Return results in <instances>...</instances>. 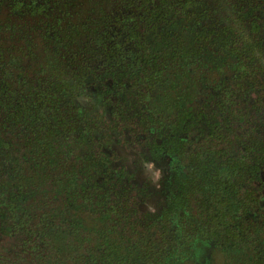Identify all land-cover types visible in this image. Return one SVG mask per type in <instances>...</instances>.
<instances>
[{"label":"trees","instance_id":"16d2710c","mask_svg":"<svg viewBox=\"0 0 264 264\" xmlns=\"http://www.w3.org/2000/svg\"><path fill=\"white\" fill-rule=\"evenodd\" d=\"M0 238V264H264V0H0Z\"/></svg>","mask_w":264,"mask_h":264},{"label":"rangeland","instance_id":"374dc122","mask_svg":"<svg viewBox=\"0 0 264 264\" xmlns=\"http://www.w3.org/2000/svg\"><path fill=\"white\" fill-rule=\"evenodd\" d=\"M121 153L125 154V156L131 157V154L126 151V149H122L120 151ZM129 163H131V160H128ZM169 175V170L166 162L161 163H153L149 162L148 167H146L144 170L138 171V176H148L147 178H153V181L151 182L153 185L154 190H156V193L153 195V200L155 204H158L159 201L162 200L163 193L161 192L162 183L164 180H166ZM137 179V178H136ZM7 240L4 238H0V246H8V243H6Z\"/></svg>","mask_w":264,"mask_h":264}]
</instances>
